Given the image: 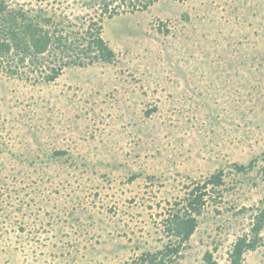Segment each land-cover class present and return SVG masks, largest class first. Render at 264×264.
Segmentation results:
<instances>
[{
  "label": "rangeland",
  "instance_id": "1",
  "mask_svg": "<svg viewBox=\"0 0 264 264\" xmlns=\"http://www.w3.org/2000/svg\"><path fill=\"white\" fill-rule=\"evenodd\" d=\"M92 2L6 0L72 28L99 19L114 58L53 81L0 68V264L139 262L165 250L176 203L220 171L176 264L206 252L226 264L264 198V0H155L112 16ZM261 237L243 264H264Z\"/></svg>",
  "mask_w": 264,
  "mask_h": 264
},
{
  "label": "trees",
  "instance_id": "2",
  "mask_svg": "<svg viewBox=\"0 0 264 264\" xmlns=\"http://www.w3.org/2000/svg\"><path fill=\"white\" fill-rule=\"evenodd\" d=\"M97 7L101 14L112 16L121 7L141 6L146 8L155 0H88ZM86 5V1H82ZM25 11L21 5L8 10L6 0H0V68L8 75L37 72L44 80L53 81L61 73L63 67L70 65H86L96 61L110 62L114 53L101 36L99 19L89 18L86 26L79 24L73 29L71 24L60 23L43 9ZM46 63L47 65H44ZM253 166L238 165L236 170L244 171ZM264 176V166L261 168ZM221 171L213 174L206 182L193 186L174 210L165 217L163 226L170 237L165 250L153 253H142L139 262L127 264H176L179 251L188 241L197 227L198 216L202 213L206 186L216 187L221 184ZM209 187L210 188H212ZM178 204V205H177ZM264 228V198L251 213V221L247 232L238 235L231 244L226 264H243L244 253L255 249L262 240ZM205 264H218L212 260L211 254H204Z\"/></svg>",
  "mask_w": 264,
  "mask_h": 264
}]
</instances>
